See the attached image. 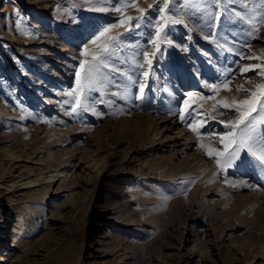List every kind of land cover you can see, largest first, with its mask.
Segmentation results:
<instances>
[{"label":"rangeland","instance_id":"374dc122","mask_svg":"<svg viewBox=\"0 0 264 264\" xmlns=\"http://www.w3.org/2000/svg\"><path fill=\"white\" fill-rule=\"evenodd\" d=\"M1 1L6 3L5 7L12 8L8 14L9 20L12 24L18 22L19 32L7 31L2 21L0 44L5 45L3 49L0 47V103L10 110L15 106L6 87L14 91L18 99L28 100L27 112L19 111V108L17 110V116L22 118L17 124L25 129L30 137L27 136L28 139L21 144L25 153L12 163L20 167L28 165L48 168L54 161V158L47 157L54 151L50 147L52 140L48 139L51 135L43 129L42 124H37L31 119L29 113L41 115L51 121L54 124L52 130L59 136L63 135V131L77 129L78 118L68 114L67 108L58 105L60 101L66 99L67 91L74 89L72 83L74 74L67 68L59 71L58 64L52 65L58 72L57 79L53 81L58 88L51 96L46 91L42 92L40 99L33 103L35 99L29 98L34 94L32 88L27 84L29 83L27 80L17 75L15 60L9 55H16L17 59L22 61L23 59L19 54L5 50L9 46L15 49L21 47L29 54L40 53L49 63L54 54L65 62L67 48L74 53L80 52L83 46L77 44V41L83 42L92 30H97L102 25V17L114 18L112 24H115L117 23L115 18L124 16L130 18L129 20L125 18L119 32L126 35V39L137 36L138 41L146 44L150 38L142 13L150 11L151 7H158L154 14L157 12L155 18L158 16L160 19L159 8L165 4L163 0H42L43 5L40 3L35 7L31 0ZM168 5L175 9L171 8V12L167 10L169 11L167 15H172L173 11L179 13V19L185 26L184 29L179 27L184 40L218 41L222 36L229 44L242 49L246 57L242 65L244 68L249 67L246 74L255 77V82L242 80L241 87L250 88L253 92L256 91L257 84H264V76L260 74L264 70V0H168ZM96 8L103 10L105 14L97 13ZM13 13L18 14L15 19ZM2 16L3 13H0V17ZM137 22L140 24L138 28L134 27ZM167 25L172 27V23ZM170 26L168 27L171 28ZM39 28L41 30H38ZM172 32H168V36H171ZM49 38L55 39L56 42L47 48L45 41ZM46 50L51 51V56L44 54ZM212 50L219 60L221 69L219 77L222 81L230 79L226 63L233 65L238 55L222 49L218 44H214ZM118 61L130 72L135 70L123 59ZM151 61L153 64L151 63V67L148 64L150 70L146 79L145 99L142 101L143 109L145 111L152 108L154 112L158 110L163 116H172L175 112V102L169 95L168 91H171L172 86L166 75L183 79L184 72L179 64L181 61L174 60L173 54L163 53L162 50L160 55ZM97 63L101 64L98 71L106 79L107 67L99 60L94 61L92 66ZM26 66L30 68L29 64ZM86 68L88 72L89 66ZM110 74L115 79L112 87L121 91L125 99L115 95V100H109L100 88L92 91L93 94L87 87L82 90L81 103L87 97L88 104H92L99 115L93 117L97 122L93 132L90 134L75 132V139L84 141L87 138L86 147L91 152L90 157L89 155L84 157L78 171L82 181L78 180L75 184L60 188L59 182H55L47 189L40 185L44 177L42 175L38 183L25 185L23 184L25 180H21L17 183L18 186L11 188L8 170L0 181V239L4 235L3 249L9 248L7 246L10 245L9 239L6 238L10 225L13 228L16 225L17 228V223H20L26 228L23 243L15 250L17 258L0 264H192V262L226 264L234 250L227 248L230 245L229 240H247L233 242L232 246L237 250H244L247 247L264 248V226L261 227V222L257 218L254 222L245 218V214H252L250 218H253L256 216L255 213L242 212L234 208L233 213L231 211L223 217L219 213L230 210L235 205L234 200L226 197V204L222 206L219 204L222 199L220 196L214 201L209 196L204 200L199 199L201 195L197 196L202 192L199 189L201 184L205 187L209 185L204 184L206 182L203 179L209 176L212 166L214 168L215 153L226 154L229 148L224 150L221 146L212 147L209 143L201 145L204 162L211 164L206 172L194 171L181 175L177 173L175 166H167L160 170L162 163L159 156L163 155V158L170 156L169 149L164 146L159 149L155 145H147L145 134L147 130L152 129L148 128V121L138 117L146 115V112H131L134 109L132 103L135 102L133 82L123 75L118 76L113 72ZM81 83L86 84V81L82 79ZM59 84L66 86L61 87ZM78 86L80 87V83ZM183 86H186L185 82ZM250 94L244 95L243 100ZM219 102L221 106L238 103L236 100L226 98ZM223 108L224 114L216 117L211 115L210 126L219 125L224 136L230 131V128H225V123L234 122L238 116L234 107ZM192 109L187 112L182 127L191 135L197 136L198 119L202 108ZM189 112H192L191 116L188 115ZM189 124L192 127H189ZM193 128L196 130L193 131ZM242 128L247 138L255 129L252 139L249 140L252 151L240 148L235 150L231 147L228 155H225V160L235 151L239 160L235 167L252 165L258 173L264 174V166L259 162V157L264 155V109H260L258 105L257 111L249 117L245 125L236 130L235 138L239 136L238 132ZM11 130L13 131L6 123L0 121V141L10 139ZM96 130L99 131V138L96 139L101 146L99 151L93 143V139L96 138L93 133ZM88 135L91 137H87ZM53 137V140L58 138L56 135ZM74 145L75 143L72 146ZM235 145L238 147L237 143ZM158 150L162 153L158 154ZM209 150L213 152L212 156L208 155ZM109 151L117 156L118 160L114 163L123 161V166L101 168L102 157ZM0 165L4 168L12 166L8 164L1 145ZM218 166L228 176L229 183L236 186L237 184L230 178L235 167H226L223 163ZM142 169L146 178L143 181H136L135 175ZM8 196H14L17 202L22 201V208L12 210L7 200ZM5 211L9 212V217H6ZM16 214H19L20 220L15 218ZM215 216L219 218L220 227L214 225L215 228L211 229L209 227ZM3 230L6 231L5 234ZM222 231L224 232L222 236H225L227 242L225 246L220 240ZM186 239L188 242L184 243Z\"/></svg>","mask_w":264,"mask_h":264},{"label":"bare ground","instance_id":"6f19581e","mask_svg":"<svg viewBox=\"0 0 264 264\" xmlns=\"http://www.w3.org/2000/svg\"><path fill=\"white\" fill-rule=\"evenodd\" d=\"M31 1L35 7H38L40 3L43 5V2H41L42 0ZM1 4L2 7L0 8V13H3V16L0 17V30H2L3 21L7 31L13 30L19 32V24L17 20H15L17 23H13L14 25L9 20L8 14L12 11V8L5 7L6 3L0 0V5ZM151 8L152 9L150 11L142 13V16H144L145 19V28L147 29L150 38L146 44L138 41L139 38L137 36L133 39V36L131 39H128L127 37V40L125 38L126 35H123L122 32H119V28L122 23L125 22V18L129 20L130 17H117L115 18L117 19V23L115 24H112V19L114 18L102 17V25L97 28V30H92L91 34L83 42L77 41V44L83 46L80 52L74 53L65 46V48H67V58L65 59V62H63L64 60H62L61 57L56 56V54H54L55 56H51L52 53H50L51 51L49 50H46L44 54L51 56L50 63L47 62L45 58H42L40 53L36 54L31 52L29 54L21 47H17V49H15L9 46L5 51H11V53L13 52L17 55L19 54V56L23 59L22 61L17 59L16 55H9L12 56L13 60H15V64L17 66V75H20L25 80H27L29 82L27 84L34 92L33 95L29 96V98L32 100L35 99L33 103L40 99L42 92L46 91L48 95L51 96V94L58 88V86L53 84L54 79H57L58 72L56 69H53L52 65L58 64L60 68L57 69L59 71H62L64 68H67L68 71H71L74 74V82H72L74 89H78L79 83L77 82L75 76L76 68H78L80 63L83 62L84 67L80 69L81 75L86 73V67L94 64L93 56L97 57V60L103 62V64L107 67V78L105 79V77H102L103 87L100 88L101 92L106 95L107 99L115 100V95L121 97L122 99L125 98L121 91H117V89L112 87L111 84L114 83L115 79L110 74V72H113L118 76L123 75L133 82L136 96L139 94V87L141 85H143L146 89L147 76L144 75V73H148L150 70L148 63L144 60L143 53L147 51L150 60L159 56L161 50L163 53L173 54L174 60L177 59L181 61L179 64L183 69V71H181L184 72L183 79L172 77L174 78L173 81L170 75H166L168 82L171 83L172 86L171 91L169 90L168 92L170 97L175 102L174 115L166 117L160 114L158 110H155L154 112L152 108L144 111L142 101L138 100H135V102L133 101L132 104L134 109H132L131 112H146V115H141L138 117L141 120L148 121V128L152 129L147 130L145 134L147 136H145L144 139L148 140L147 145H155L159 149L164 146V148L169 149V152L171 153L170 156L166 158H163V155L159 156V160L162 163L160 170L167 166H175L177 173L181 175H185L194 171L206 172L208 169L207 167H211V164H206L203 160L204 151L201 146L202 144L209 143L212 147L221 146L224 150L228 148L230 149L231 147L235 150L238 148L235 143L227 144V148H225L226 141L221 140V137L224 133L220 132L221 128L219 125L217 127L210 126L212 124L211 115L213 114L216 117V115L224 114L225 109L219 102L223 98L228 100H236L238 103L242 101L245 97L244 95L250 94L252 91L250 88L246 89L241 87L240 81L244 80L248 82H255V77H251L252 75L248 76L244 71V65L242 64L246 57L243 53V58H241L239 53H242V49L239 47L229 44L222 38V36L218 38V41L201 40L200 42H195L192 39L186 41L181 35L182 31L180 28L183 27L184 29L185 26L179 19V13L173 11L172 15H167L169 11L171 12L175 8L169 7L168 5L165 8V12L160 14V19L158 16L155 18L157 12L154 14L156 8L158 7ZM95 11L102 15L105 14V12L99 8H96ZM54 12L55 9H53V16ZM12 15L14 16V19L18 16L17 13H13ZM90 16L91 15H88V17ZM48 18H50V16ZM172 20H178L180 23L172 24V27L167 25L168 23L171 24ZM106 27L108 28V31L104 33V35H101L100 33L103 32L104 28ZM158 29L161 32L159 39L157 37ZM38 30L41 29L39 28ZM170 31H173L171 36H168V34L165 36V33ZM110 37L117 38V41L110 40ZM55 42V39L49 38L47 41H45V46L47 48L52 47ZM214 44H218L222 49L229 50L233 54L238 55V58L233 63V65L226 63V66L229 67L231 76V78L226 81H222V79L219 77V60L216 53H214L212 50V46ZM4 45V43H1L0 47L3 49ZM157 48L160 50L157 51ZM105 49H107V51H105ZM119 59H123V61L128 63V65L133 66L135 70L130 72L127 67L121 65V63L118 61ZM26 64H29L30 68H28ZM46 72L50 73L46 74ZM60 78H62V76ZM183 82H185V87L183 86ZM209 85H219V87L214 89L209 87ZM60 86L65 87L66 84H61ZM6 89L9 91L11 99L15 102V106H12L10 110L5 105L0 103V121L6 123L9 128L13 129V131L11 130L9 134V138L11 140L6 139L3 142L0 141V145L4 156L8 160V164H12V166L9 168H4L2 165H0V181L3 179V176L6 174L7 170L10 182L12 183L11 188H14L21 180H25V183H23L25 185H33L38 183L40 181L39 177L42 175H44V177L41 179L40 185L47 189H50L55 182H59L58 186L60 188L64 185L75 184L78 182V180L82 181V177L78 174V171L81 168V162L84 157H87V155H89L91 152H89L88 147H86L88 143L87 138H85L84 141H79V139H75V132L90 134L92 130H95V126L97 124L93 117H98L99 115H97L95 111L91 110L88 112L79 111L78 114H73L78 118V128L71 131H63V135L59 136V134H55L52 130L54 124H52L51 121L44 119L41 117V115L29 113L31 119H33L37 124H42L43 129L51 135L48 139L52 140L50 147H52L54 151L48 154L47 157L54 158V161L52 165H50L51 169L50 166L48 168L42 166L32 167L28 165L20 167L19 165L12 163V161L20 158L21 155L25 153L21 144H23L28 139L27 136H29V133H27L25 129L20 128V125L17 124L18 121L22 120V118L17 116V110L19 108V111L24 110L27 112L28 108L26 102H28V100L23 98L18 99L17 96L14 95V91H10V88L7 87ZM71 91L72 90H69L67 93ZM67 93L66 99L62 102L60 101L58 105L67 108L69 110L68 114H70L71 107L76 103L74 97H82V91L75 92L73 96H69ZM174 93L176 94L175 96ZM193 93H198L199 95H190ZM33 96H35V98ZM87 100L88 99L84 98L82 104H88ZM185 100L189 101V107L185 108V117L187 116V112L190 109H197L198 107L202 108L201 115L198 119L199 135L197 136L191 135L188 133L187 129L182 127L184 120L182 121L180 119V110L184 108ZM88 107L90 109H94L92 104H88ZM98 132L99 131L96 130L93 133L94 136L96 135V138L92 137V139L94 138L93 143L95 144V148L99 151L101 146L99 145L98 140H96L99 138ZM55 135L58 136V138L53 140L52 137ZM238 135L239 136L235 138L238 141H236L237 144H239V140L242 137L244 139H248L244 134V128L239 130ZM87 137L91 136L88 135ZM229 139H231V137H229ZM74 143L75 145L72 146ZM229 149L225 152L227 155L229 153ZM240 149H245L248 152L252 151L250 144ZM97 150L95 152H97ZM157 153L161 154L162 152L158 150ZM97 154L100 155L99 152ZM226 154H224L223 157H220L222 161L225 160ZM88 157H90V155ZM117 160L116 154L112 151H109L108 154L102 157L101 168H119L123 166V161L114 163V161ZM213 165L214 168L213 166L212 170L210 168L211 172L209 170V176L203 179L204 182H206L204 184H209L208 187H205L203 184H201L199 187L200 191H202L197 195L202 196L199 199L204 200L206 196H209L211 199L213 198L212 201H214L217 196H220L222 199H220L219 204L223 206V204H226L225 198L230 197V199L234 200L235 202V205L232 207L233 209L231 208L228 211H222L219 213L220 216L224 217L225 215L230 214L231 211L233 213L234 208H236L238 211L241 210L242 212L248 211L250 213H255L257 217L253 216V218H250V215L252 214H245V218L247 217V219L253 222L257 218V220L261 222V227L264 226V174L258 173L257 169L252 165L247 167L237 166L230 174V178L233 179V181L237 184L234 186L232 183H229L228 176L219 169L217 163L214 162ZM145 178L146 174L144 173V169L137 172V175H135L136 181H143ZM242 180L246 181V183H241L240 181ZM13 197L14 196H8L7 200L9 201L10 208L17 211L18 209L22 208L23 204L22 201L17 202ZM215 213L217 212L215 211ZM5 214L6 217L10 216L9 212L5 211ZM15 218H18L19 220L21 219L19 214H16ZM17 224V228H15L16 225H13L14 228L12 225H10L7 230L6 238L9 239L8 243H10V245L7 246L9 248L5 250L3 249L4 243L2 244V240H4V235H2L0 239V251H5L0 253V262L6 263L17 258L15 250L17 246L23 243V235L26 229L24 225L22 226L20 223ZM219 224V218L215 216L212 218V223L209 228H219ZM5 233L6 231L3 230V234ZM223 233L224 232L222 231L220 240H222L223 245L225 246L227 242L224 239L225 236H222ZM239 241L246 242L247 240L243 239L228 241V244L230 245H228L227 248L229 250H234L231 257L228 258L229 260L226 264H264L263 247L258 249L247 247L244 250H237L234 248V246H232V243H237ZM186 242H188L187 239L184 243ZM193 263L194 262H192V264Z\"/></svg>","mask_w":264,"mask_h":264},{"label":"snow or ice","instance_id":"6c2138e0","mask_svg":"<svg viewBox=\"0 0 264 264\" xmlns=\"http://www.w3.org/2000/svg\"><path fill=\"white\" fill-rule=\"evenodd\" d=\"M165 7H161L159 8L160 13H164L165 12V8L167 7L168 4V0H163ZM117 11H119V9H117ZM172 24H177L180 23V21L178 20H172L171 21ZM140 24L139 22H137L134 27H139ZM108 31V28H104L103 32H101V35H104V33H106ZM167 35V33H165V36ZM161 36V32L158 29L157 30V37L158 39ZM112 41H117V38L115 37H110L109 38ZM95 42V41H93ZM160 49L157 48V51H159ZM105 51H107V49H105ZM241 55V58H243V53H239ZM155 55V54H153ZM143 57L145 62H147L150 66L152 61L149 59L148 53L147 51H145L143 53ZM98 58L93 56V60L96 61ZM103 59V58H100ZM84 67L83 62L80 63L79 67L76 68L75 70V76L77 79V82L80 83V87L78 89H73L71 92L67 93V95L69 96H73V94L75 92L78 91H82L85 87H87V90L89 92L92 91H97L99 90V88L103 87V79H102V74L98 71V69L101 67V64L97 63L95 66L90 65L89 66V71L87 73L84 74V76L82 77L81 75V70ZM253 67V66H250ZM249 67H245L244 71H248ZM262 76H264V70L261 71L260 73ZM144 75H148V73H144ZM83 79V81H86L85 83H81V80ZM209 87H212L214 89L218 88L219 85H209ZM239 91V89H238ZM190 95H199L198 93H193ZM75 105H73L71 107V113L70 114H78L79 111H83V112H88V111H95L94 109H90L88 107V104H82L81 103V96H75ZM85 99H87V97H85ZM145 99V87L143 85H141L139 87V94L135 96V100L138 101H143ZM259 105L260 109H264V84H257L256 85V91L251 92V94L249 95V97L245 100L240 101L239 103L233 102V105H227L224 104L222 105V107L225 108H229V107H234L235 111L237 113L238 118L233 122V121H228L227 123H225V128H230V131L228 133H226L224 136L221 137L222 141H226L225 144V148H227V144H232V143H236V130L242 126L245 125L246 121H248L249 117H251L256 111H257V106ZM189 107V101L185 100L184 101V108H182L180 110V119L183 121L185 119V108ZM189 116L192 115V112L188 113ZM189 127H192L191 124L188 125ZM196 129L193 128V131H195ZM255 132V129L252 130V132H250L248 134V139H244L243 137L239 140V144H238V148H244L245 146H248L249 144V140L252 139L253 137V133ZM229 137H232L231 139H229ZM203 147V146H202ZM208 155L212 156L213 152L211 150L208 151ZM224 155V153L221 152H216L215 156H216V163L217 165H220L221 163H223L226 167H235L236 163L239 162L238 158H237V153L234 151L226 160L222 161L220 159V157H222ZM259 162L262 164V166H264V155L259 157ZM241 183H246V181H240ZM168 197H165V199H167Z\"/></svg>","mask_w":264,"mask_h":264}]
</instances>
